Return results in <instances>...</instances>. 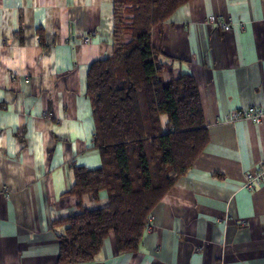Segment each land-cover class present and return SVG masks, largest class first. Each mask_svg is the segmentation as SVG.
I'll return each mask as SVG.
<instances>
[{
    "label": "crops",
    "instance_id": "1",
    "mask_svg": "<svg viewBox=\"0 0 264 264\" xmlns=\"http://www.w3.org/2000/svg\"><path fill=\"white\" fill-rule=\"evenodd\" d=\"M0 14V56L22 48L35 63L23 75L0 64V118L19 119L0 129L16 141L14 153L0 148V264H58L56 222L81 209L69 193L73 166L101 165L87 72L112 53L113 0H0ZM161 49V61L193 76L208 141L152 208L137 251L118 253L110 233L92 261L78 264H264V181L243 186L246 174L264 167V119L228 120L236 109L264 107V0H188L163 22ZM45 58L56 62L51 87ZM61 112L81 133H48L38 164L31 129L59 124ZM107 203L104 190L81 196L82 208Z\"/></svg>",
    "mask_w": 264,
    "mask_h": 264
},
{
    "label": "trees",
    "instance_id": "2",
    "mask_svg": "<svg viewBox=\"0 0 264 264\" xmlns=\"http://www.w3.org/2000/svg\"><path fill=\"white\" fill-rule=\"evenodd\" d=\"M186 1L113 0L112 53L87 72L101 165L73 166L81 209L56 222L58 264L92 261L110 233L118 253L137 251L152 208L208 141L193 76L160 59L163 22ZM103 190L106 206L82 208Z\"/></svg>",
    "mask_w": 264,
    "mask_h": 264
},
{
    "label": "clouds",
    "instance_id": "3",
    "mask_svg": "<svg viewBox=\"0 0 264 264\" xmlns=\"http://www.w3.org/2000/svg\"><path fill=\"white\" fill-rule=\"evenodd\" d=\"M84 5L91 3V0H80ZM47 8V6H45ZM5 20V17L0 14V24ZM62 27L63 25V16L61 17ZM15 25L13 24L12 27ZM12 27L9 28V33L12 30ZM87 54V52H86ZM42 65L45 70V86L51 87L48 83L50 77H54L56 69L52 68L49 71V65L55 64L56 62L51 58H45L42 60ZM0 64H3L5 68L17 71L18 74H25L27 66H32L35 68L34 61L30 58L27 49L22 48H13L9 56H0ZM2 71V70H0ZM4 80L7 83L8 74L4 75ZM2 94V93H0ZM58 118L60 120L59 124L46 123L42 124L39 128L35 125L32 127L29 139H30V153L33 155L34 160L38 164H43L46 159V147L48 146L49 135L48 133H55L57 136L71 135L73 132L81 133L71 120H69L62 112L59 113ZM19 124L18 118L13 117H4L0 118V129H7ZM0 148L9 149L10 152L16 150V141L14 138H10L7 133L0 137Z\"/></svg>",
    "mask_w": 264,
    "mask_h": 264
},
{
    "label": "built area",
    "instance_id": "4",
    "mask_svg": "<svg viewBox=\"0 0 264 264\" xmlns=\"http://www.w3.org/2000/svg\"><path fill=\"white\" fill-rule=\"evenodd\" d=\"M207 21L216 24L223 29H227L231 26L229 21L224 20L220 16L209 15L207 17ZM239 119L260 122L262 119H264V107L258 105H249L247 107L232 111L228 116V120L230 121H236ZM262 181H264V167L255 172L246 174L243 186L247 189H252ZM150 220L151 215L148 216L147 223L150 222Z\"/></svg>",
    "mask_w": 264,
    "mask_h": 264
},
{
    "label": "snow or ice",
    "instance_id": "5",
    "mask_svg": "<svg viewBox=\"0 0 264 264\" xmlns=\"http://www.w3.org/2000/svg\"><path fill=\"white\" fill-rule=\"evenodd\" d=\"M85 122H86V123H89V121H87V120H86ZM73 138H74V137H73Z\"/></svg>",
    "mask_w": 264,
    "mask_h": 264
}]
</instances>
